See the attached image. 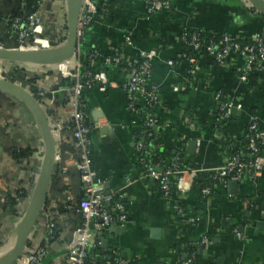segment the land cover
I'll list each match as a JSON object with an SVG mask.
<instances>
[{
  "label": "crops",
  "instance_id": "obj_1",
  "mask_svg": "<svg viewBox=\"0 0 264 264\" xmlns=\"http://www.w3.org/2000/svg\"><path fill=\"white\" fill-rule=\"evenodd\" d=\"M96 4L99 12L79 40L80 53L99 56L100 60L123 55L128 67L119 69L99 61L92 64L95 73H105L108 82L115 85L105 92L97 86L85 91L84 97V107L93 125L89 137L93 168L106 182L107 189L123 197L128 214L124 230L105 234L108 245L99 248L100 254L105 253L102 257H106L114 252L130 259L132 264H158L162 260L166 261L163 264H215L217 260H221L219 264H264V228L257 227L260 222L264 224V172L258 179L239 182L236 194H230L228 182L225 187L216 186L210 198H204L194 184L185 192L175 189L170 199L164 198L159 184L143 178L136 166L137 130L134 133L131 126L135 115L124 89L129 81V69L138 63V52L157 51L150 84L159 87L163 108L156 113L160 124L153 129L155 135L167 152L176 153L179 143H184L187 163L192 168L205 173L219 170L225 162V153L230 155L242 139H247L251 122L264 128V74H248L242 81L240 77L246 66L242 57H237L232 66L221 67L205 55L198 63L196 76L192 77L188 72L191 63L184 54L180 37L185 29H200L250 38L264 28V15L247 0H176L169 10L150 17L146 15L144 0H96ZM21 8L22 0H0V43L4 46H14L15 37L8 22ZM128 31L134 33L133 48L124 47ZM169 62H174V66ZM34 66L37 65H19V68L33 70ZM15 69L10 70V76ZM39 77L40 89H53L52 84L60 87L56 73ZM175 87L179 90L175 91ZM218 91L238 100L242 106L241 111H235L220 126L217 125L219 105L215 101ZM65 100L68 101L64 95L56 97L50 117L71 126L72 106ZM144 120L142 117L141 122ZM192 141L197 143L196 151L189 154ZM14 148L19 151L33 148L37 152L18 162L13 157ZM73 150L72 133L64 131L59 151L67 154L62 161L56 158L45 206L47 213L59 221L56 226L61 229L51 247L52 258L63 253L69 241L68 232L82 222L77 208L84 198L85 186ZM44 155L45 147L30 110L14 97L0 92V250L9 248L11 242L3 244L1 238L11 236V223L21 217L19 210L18 217L5 213L6 199L16 195L24 184L27 197L19 200L18 206L27 203L29 185L35 175L39 179ZM26 164L30 172L26 171ZM176 207L183 215L177 213ZM43 230L41 221L35 240L37 246ZM205 238L211 244H202ZM102 257L98 258L100 264Z\"/></svg>",
  "mask_w": 264,
  "mask_h": 264
},
{
  "label": "built area",
  "instance_id": "obj_2",
  "mask_svg": "<svg viewBox=\"0 0 264 264\" xmlns=\"http://www.w3.org/2000/svg\"><path fill=\"white\" fill-rule=\"evenodd\" d=\"M173 1L144 0L146 15L150 17L159 11L169 10ZM50 2L51 0H22L21 16H13L8 22L11 33L15 37L13 47L16 50L49 51L65 46L68 38L66 1L60 0L56 5H51L49 8ZM98 12L96 0H82L79 18L80 38L85 30L95 22ZM238 39L243 38L226 33L220 43L210 45L205 40H201L198 35H194L191 40H188L184 30L180 37V43H186L193 49L191 57H188L191 63L189 74L192 77L196 76L198 63L205 55L212 57L221 67L232 66L237 57H242L246 62L243 69L244 75L240 77L242 81L246 80L248 74H264V31L262 34L257 33L251 37L255 43L252 46L242 47L235 42ZM124 47H134V33L132 31L126 33ZM3 48L4 45L0 43V49ZM81 57L82 54L78 46L73 57L66 62L68 64L62 63L46 68L42 67L41 75L48 76V74L57 73L58 71L60 76H67L70 85L65 88L41 89L35 99L45 111H51L58 95H65L68 99L67 103L72 106L71 126L66 125L62 120H53L51 117L49 125L56 145V158L59 161H62V157L67 154L64 153L65 151H59L62 134L64 131H71L72 133L74 143L72 153L85 186L84 198L79 202L77 208V211L82 215V222L77 223L68 232L69 241L64 245L63 253L52 258V245L49 243L55 239L56 225L59 221L47 211L43 212L36 224L41 229V221H43V238H41V243L34 251L27 253L26 264H100L98 261L99 256L96 254L100 253L99 248L102 246V238L110 231V228L115 227L120 231L124 230L128 222V214L122 202L123 197L112 189H107L106 182L97 176L93 168L89 139L93 125L88 115H84L80 110L79 104V98L84 91L99 86L100 90L105 92L109 87L113 88L115 84L108 82L105 73H95L92 69L86 71L81 65ZM87 57L93 65L99 61L106 66H116L119 69L125 66L123 55L119 54L103 57L101 60L99 56ZM157 57V51L140 50L138 52V63L130 68L129 81L124 86L129 108L135 115V119L131 123L134 133L136 130L138 131L142 117L145 118L144 124L149 129L158 128L160 124L156 115L159 108H163L160 89L158 86L150 84L152 62ZM169 65L174 66V62H169ZM24 88L31 92L29 85ZM174 90L178 91L179 88L175 87ZM215 101L219 105L220 111L217 118L218 126L228 122L235 111L242 110L241 104L237 102L238 100L225 96L221 91L216 92ZM137 131L134 134L136 151L142 152L145 150V143L141 140V137H138ZM247 139H250L248 157L251 162L249 163L243 161L240 156L230 157L229 153H225L223 166L219 170L213 171L212 174L209 171H206V173L198 171L188 163L181 167L180 159H177V162L168 168L154 165L149 160L147 163H140L142 165L140 175L159 183L162 196L166 199L172 197L175 189L185 192L188 186L197 185V182L201 179H208L212 176L221 180L219 185L222 187L227 185L228 182L226 183L224 180L230 174L234 175L230 181L242 182L246 178L258 179L264 172V150L260 148L261 145L264 146V128L255 121L251 122L247 129ZM176 153H185L184 143H179ZM139 160L136 155L135 161L138 162ZM188 178L190 179L189 182H187ZM202 195L204 198H210L212 192L210 189H203ZM176 211L179 215H183L182 210L178 207H176ZM91 224L93 230L89 228ZM36 226L29 241L33 236V232L37 230ZM44 242L45 244L41 245ZM202 244L209 245L211 242L208 238H205ZM49 258H51V262L48 261ZM20 259L17 261L18 264H21L23 258ZM101 264H132V261L117 253L109 252L106 257H102Z\"/></svg>",
  "mask_w": 264,
  "mask_h": 264
},
{
  "label": "water",
  "instance_id": "obj_3",
  "mask_svg": "<svg viewBox=\"0 0 264 264\" xmlns=\"http://www.w3.org/2000/svg\"><path fill=\"white\" fill-rule=\"evenodd\" d=\"M65 1L67 6L68 38L64 47L49 51H19L12 46H4L3 49H0V60L18 63L21 65H37L43 68L59 65L69 61L79 46V18L82 9V0ZM247 2L251 4V6L258 13L264 15V0H247ZM48 6L50 8L51 4ZM28 75L30 74L28 73ZM61 87L65 88L66 84L62 83ZM0 92L14 97L30 110L34 117L37 131L42 138L45 147V155L36 194L28 212L17 227V235L13 252L0 263L14 264L22 257L31 233L36 224L39 222L42 212L46 206L48 191L56 164V145L53 141L49 125V117L52 115V111H45L32 93L16 82L0 79ZM196 144V141H192L190 143L188 150L189 154L195 153ZM238 186V181H230L228 183V190L230 194L238 193ZM257 227H259V229H263L264 224L260 222L257 224ZM89 228L93 230V225L91 224ZM113 231H119V229H116L115 227L110 228V232ZM101 245L103 248H106L108 241L102 238ZM200 250L203 252L202 249ZM185 260L186 256L183 258V261ZM165 262L166 261L162 260L159 263ZM220 262L221 260H217L215 261V264H219Z\"/></svg>",
  "mask_w": 264,
  "mask_h": 264
},
{
  "label": "trees",
  "instance_id": "obj_4",
  "mask_svg": "<svg viewBox=\"0 0 264 264\" xmlns=\"http://www.w3.org/2000/svg\"><path fill=\"white\" fill-rule=\"evenodd\" d=\"M18 16H21V12L18 13ZM263 31L264 29H261L258 33L262 34ZM185 35L187 36L188 40H191L194 35H198L201 40H205L206 43H209L210 45L212 44L216 45L223 40V35L216 34V33H210L209 31H202L200 29H195V30L185 29ZM235 42L242 47L255 45L251 37L250 38L245 37L243 39H238V40H235ZM183 47H184V54L190 58L193 52L192 47L186 43H183ZM80 62L86 71H90L92 69V62L89 61V57L82 56L80 59ZM122 68L128 69L127 66H123ZM130 70L131 69H129V71ZM59 78H60V87L62 83H65L66 86L70 85L69 81L65 79L64 77L59 76ZM10 79L13 82H20L23 85H29L30 91L34 95V97L37 95V93L41 92V89L38 87V83L40 80L39 75H28L27 70H25L24 68H16L15 70H13L11 73ZM52 88L57 89L56 86L53 84H52ZM58 96H61V95H58ZM85 96H86V93L84 91L81 97L79 98V103H80V110L84 113V115L87 116V111L84 107L85 106V99H84ZM65 102H67V100H65ZM65 102H63V104ZM137 107L139 106L137 105ZM219 115H220V111L217 112V118L219 117ZM144 122L145 120L141 122L140 124L138 137H141V140L144 141L145 150L142 152L136 151V155L140 159L139 160L140 162L139 161L136 162V166L141 168L142 167V165H140L141 162L147 163L149 160H151L154 165L156 164V165H159L160 167L168 168V167L173 166V164L177 162V159H180L179 163L181 164V167L185 166L187 164L186 157H188L186 152L184 154H179V153H174L173 151L167 152L166 150H164L163 146L161 145L160 140L157 138V135H155L153 129L151 128L149 129L144 124ZM241 141L242 142L237 147L231 150L230 157L240 156V158L243 161L249 163L251 162V159L248 157V154L250 153V150H249L250 139H242ZM260 148L264 150V146L261 145ZM36 152H37V149H33V148H26V149H23L22 151H19L17 150V148H14L13 157L16 161L19 162L22 159L28 160ZM25 168H26V171L30 172L28 164H26ZM233 176H234L233 174L228 175V177L224 180V182L226 183L229 182ZM220 183H221V180L218 177L214 178V176H212L211 178L209 177L208 179H201L199 182H197V185L199 187L200 193H202L203 189H210L213 194V192L215 191V187L218 186ZM27 193H28V190L23 184V186L20 187L19 190L17 191L16 195L7 197L6 199L7 210L5 211V213H7L10 216L18 217L19 216V212L17 209L18 202L19 200L26 199ZM47 210L48 208L45 207L44 211H47ZM56 228L57 229L55 230V239L50 241L49 243L50 245L54 244V242L58 240L57 238H59L61 229L58 226ZM33 244L34 243L29 244L28 242L26 247L30 246L32 251H34L37 246L34 248ZM43 244H45V242L42 243L41 245ZM104 254L105 253H102V254L97 253L96 255L99 257H102ZM48 261L51 262V258H49ZM21 264H26L25 259H22Z\"/></svg>",
  "mask_w": 264,
  "mask_h": 264
},
{
  "label": "rangeland",
  "instance_id": "obj_5",
  "mask_svg": "<svg viewBox=\"0 0 264 264\" xmlns=\"http://www.w3.org/2000/svg\"><path fill=\"white\" fill-rule=\"evenodd\" d=\"M58 1H60V0H58ZM58 1H56V0H51V2H50V4L53 6V5H56L57 4V2ZM175 1L176 0H174L173 1V3H172V6L174 5V3H175ZM172 6H171V8H172ZM159 12H161V11H159ZM159 12H157V13H159ZM157 13H155V14H157ZM154 15V14H153ZM82 37V36H81ZM79 39H81L80 37H79ZM19 65H21V64H18V63H13V62H7V61H4V60H0V79H3V80H8L9 81V79H10V70L13 68V67H18L19 68ZM34 67H36V69H33V70H31L30 68H29V70H27V73H29L30 75H32L33 74V72H35L34 74H36V75H41L42 74V67L41 66H34ZM38 67V68H37ZM34 70H36V71H34ZM52 74H54V73H52ZM49 75V74H48ZM56 75L59 77L60 76V73L57 71V73H56ZM65 77V79H67V76H64ZM68 80V79H67ZM65 96V95H64ZM35 178V179H34ZM39 179H38V176L37 175H35V177H33V179H32V181H33V183H31L30 185H29V193H30V196H29V200H27V203H26V201L23 203H21V205H19L18 207H17V209L20 211V213H21V217H22V215H23V213H24V211L26 210V207L28 206V205H30V202L31 201H33V199H34V196H35V194H36V190H37V185H38V181ZM31 200V201H30ZM18 218L17 219V221H15V223H11V226H10V228L12 229V230H10L12 233H10L11 234V236L10 237H3V238H1V240H2V243L3 244H7V243H9V242H11L9 245H7V246H9V248L12 246V243H13V239H14V232H15V227L17 226V224H18V222L20 223L21 221H22V218ZM36 229L37 230H35L34 232H33V236H32V238H31V240L30 241H28L29 242V244H31V243H34L33 244V246H34V248L37 246V244H35L36 242H35V240H36V238H37V233L39 232V230H40V227L39 226H36ZM9 236V235H8ZM13 240V241H12ZM8 248V247H7ZM9 248L7 249V250H9ZM6 250V247H4V248H2L1 250H0V259H2L6 254H7V251ZM34 250V249H33ZM32 251V249L30 248V246H28V247H26V249H25V251H24V253H23V259H26L27 258V253H29V252H31ZM21 258V259H22ZM20 259V260H21ZM14 264H18V262L17 263H14Z\"/></svg>",
  "mask_w": 264,
  "mask_h": 264
},
{
  "label": "bare ground",
  "instance_id": "obj_6",
  "mask_svg": "<svg viewBox=\"0 0 264 264\" xmlns=\"http://www.w3.org/2000/svg\"><path fill=\"white\" fill-rule=\"evenodd\" d=\"M15 241H16V238H15V240H14V242H13V244H12V246L10 247V249L8 250V252H7V254L2 258V259H0V263L2 262V261H4L12 252H13V249H14V246H15ZM25 262H26V259H25Z\"/></svg>",
  "mask_w": 264,
  "mask_h": 264
}]
</instances>
